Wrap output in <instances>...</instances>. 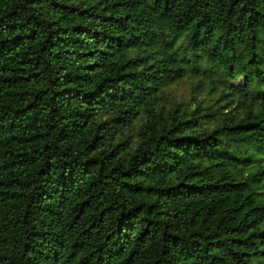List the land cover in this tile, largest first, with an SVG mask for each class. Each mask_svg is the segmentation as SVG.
Segmentation results:
<instances>
[{
	"label": "trees",
	"instance_id": "1",
	"mask_svg": "<svg viewBox=\"0 0 264 264\" xmlns=\"http://www.w3.org/2000/svg\"><path fill=\"white\" fill-rule=\"evenodd\" d=\"M201 56L244 83L158 106ZM247 143L264 0H0V264H264Z\"/></svg>",
	"mask_w": 264,
	"mask_h": 264
},
{
	"label": "rangeland",
	"instance_id": "2",
	"mask_svg": "<svg viewBox=\"0 0 264 264\" xmlns=\"http://www.w3.org/2000/svg\"><path fill=\"white\" fill-rule=\"evenodd\" d=\"M176 41L177 43L185 41L184 35L176 34ZM210 64L205 56L199 57L198 62L195 60V68H188L183 76L164 86L163 97L159 100L158 106L167 107L176 102L187 105V108H193L198 101L202 105H208L219 96L226 84L244 83V76L238 66L232 67L227 74L222 75L219 71L212 73ZM256 84L262 85L258 82ZM140 116L135 119V124L141 121ZM131 137L134 142L136 139L134 131L131 132ZM233 146L236 149L234 155L237 157L235 162L238 163L239 168L236 172L239 176L253 171L258 165L264 163V149H257L251 143ZM259 191L258 196L264 199V179Z\"/></svg>",
	"mask_w": 264,
	"mask_h": 264
}]
</instances>
